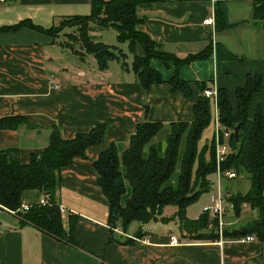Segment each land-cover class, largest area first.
Returning <instances> with one entry per match:
<instances>
[{
  "label": "crops",
  "instance_id": "1",
  "mask_svg": "<svg viewBox=\"0 0 264 264\" xmlns=\"http://www.w3.org/2000/svg\"><path fill=\"white\" fill-rule=\"evenodd\" d=\"M89 1L0 0V118L16 115L27 122L18 128H0V148L25 165L47 145L53 126L67 140L96 124L106 125L98 144L87 147L82 157L73 158L68 167L60 170V183L54 193L55 202L64 210L60 214L64 231L68 232L71 221L70 234L77 245L21 223L20 210L10 212L0 207V264H264V245L258 240L195 241L183 237L172 219L166 223L170 228L156 225L161 221H156V226L142 227L140 237L133 236L140 226L128 232L117 226L113 234L119 241L128 237L133 241H109L107 202L92 166L110 144L124 148L141 120L163 123L153 138L155 148L162 152L167 124L192 120V104L202 95L199 85L225 90L234 110L236 88L244 85L248 74H258L261 90L251 97L249 116L259 106L264 117V19L251 17L256 0H143L145 3L137 6L140 22L136 30L160 49L184 58L201 52L207 45L211 47L206 58L194 59L177 70V77L189 83V97L170 90L168 81L174 66L156 58H151L149 64L162 82L143 89L130 70L132 56L127 63L128 54L112 43L108 45L126 53L125 66L115 69L112 77L103 73L109 71L108 65L99 76L82 71L75 75L60 72L58 47L66 38L62 33L54 36L40 29L47 30L63 18L88 14ZM219 5L226 8L229 26L215 31L214 25L204 24V18ZM17 24L20 27L7 28ZM100 31L92 29L89 34L103 43L102 35H97ZM215 43L222 44L237 58L217 60ZM73 53L84 55L81 49ZM210 99L213 119L215 104ZM235 179L223 178L219 183L224 182V190L230 191L229 184ZM41 196V190H23L21 203L38 205ZM213 196L201 211L210 206ZM226 213L223 217H229ZM242 214L248 219L251 211L244 208L234 221L241 220ZM234 221L231 219L228 224ZM172 235L179 240L177 244H169Z\"/></svg>",
  "mask_w": 264,
  "mask_h": 264
},
{
  "label": "trees",
  "instance_id": "2",
  "mask_svg": "<svg viewBox=\"0 0 264 264\" xmlns=\"http://www.w3.org/2000/svg\"><path fill=\"white\" fill-rule=\"evenodd\" d=\"M143 3V0H90L88 14L63 18L47 30L38 29L54 36L62 33L66 38L60 42L63 48L76 52L71 45L76 43L83 53L94 57L97 66L103 69L111 59L121 60V65L125 66V52L116 46L104 44L89 34L92 29L111 28L118 43L126 42L127 50L132 56L130 70L143 89L162 82L159 73L149 64L151 58H156L163 63L170 61L174 66L173 75L168 81L170 90L182 92L185 97H189V83L177 77V70L179 66L194 59L206 58L211 47L207 45L201 52L184 58H177L160 49L158 44L136 30V25L140 22L136 9ZM253 3L252 19L263 20L264 0ZM225 15L224 5L214 7L215 31L229 26ZM22 23L25 24L20 22ZM20 24L7 28L15 29ZM64 29L72 30L64 32ZM214 47L217 60L237 58L222 44L215 43ZM198 89L203 92L205 88L199 85ZM260 90V75L248 74L244 85L235 90L234 110L228 103L225 90L217 89L213 102L221 129L231 130L237 127L238 132L237 142L234 141L232 131L225 139L232 151L225 154L223 161L219 163L218 174L223 179V173L229 171L235 175L234 178L244 174L248 179L247 191L240 193L226 190L223 193L227 204L226 212L233 219H238L241 211L248 208L254 215L248 217L242 225L237 223L228 228L221 227L219 234L216 217L209 220L205 211H201L195 219H188L184 214L189 203L208 191L210 183L207 175L216 172L213 140L209 146H197L201 131L211 120V99L202 94L192 104L191 121L167 124L164 150L161 153L155 148L153 138L164 127L163 123L141 120L129 135L124 148L110 144L93 162L97 184L107 202L106 223L111 231L109 241L131 243V237L119 241L113 234V229L117 226L122 232L125 231L131 221L138 222L142 227L149 221L168 222L172 219L183 237L195 241L214 242L219 238L228 240L251 236L264 245V117L259 106L249 116L251 97ZM23 124L27 125V122L21 116L0 118L2 129L18 128ZM105 130L106 125L99 123L89 131L75 134L66 140L60 137L57 127L53 126L47 145L39 153L32 155L25 165L0 148V207L18 212L23 190H41L49 197L48 203L30 206L26 212L21 211V223H29L54 239L76 246L77 243L70 234L73 224L70 221L68 232L64 231L59 205L55 202L54 193L60 183L59 173L62 168L68 167L73 158L82 157L87 147L98 144ZM170 205L175 206L176 211L170 218L161 217L163 208ZM140 231L141 228L133 236L140 237Z\"/></svg>",
  "mask_w": 264,
  "mask_h": 264
},
{
  "label": "rangeland",
  "instance_id": "3",
  "mask_svg": "<svg viewBox=\"0 0 264 264\" xmlns=\"http://www.w3.org/2000/svg\"><path fill=\"white\" fill-rule=\"evenodd\" d=\"M72 29H66L64 32H70ZM98 36L102 35L103 39V43H112L120 48H122V50H124L127 54L128 57L126 59L127 63L129 62V59L131 57V55L129 54L128 50H126V42L124 43H118L116 41V37L114 36V31L111 28H106V30H102L100 32H98L97 34ZM100 40V39H99ZM62 43V42H61ZM73 50L78 51L79 50V46L76 43H71ZM110 45V44H109ZM61 47V48H60ZM58 47V51L60 53V55L57 57V66L60 69V72L64 73V72H68L71 74H76L79 71H82L84 73H89L91 72V74L95 73L98 76L100 75V71H104L105 69H107V65H108V70L107 72H103L106 73V75L108 76H113L116 73V70L119 66L121 67V60H116V59H111L108 60L106 62V67L103 69H100L99 66H97V62L95 60L94 57L88 55L87 53H83L84 55L82 56H77L76 54H74L73 52L70 51L69 48L65 47L64 49H62V46ZM81 58V59H80ZM54 60L56 61V57H54ZM130 65V64H129ZM210 122L209 124L201 131V135L197 141V146L199 148H201L202 146H209L210 143L212 142V140L214 139V119H212V114H211V118H210ZM227 147V151L226 154L230 153L232 151L231 147H228L227 144H225ZM161 153V152H160ZM207 156V155H206ZM207 179L210 183V187L208 188V191H205L203 193H201L198 198L189 203L186 207H185V211L184 214L186 217H190V218H194V216L197 218V213H199L201 211V208L203 206V204H206L210 198V196L212 194L216 193V184H217V180H218V176L217 173L211 172V174L207 175ZM225 183L221 182L219 183V190H221L222 192H225L228 189H225ZM229 188L230 190L233 191H239L241 192H245L248 189V179L246 177V175L242 174L239 177H236V179L229 184ZM176 211V207L175 206H166L165 208H163L162 213H161V217L163 218H170L171 214L174 213ZM199 211V212H198ZM254 215V212H251V216ZM244 217V218H243ZM246 216H244V214H242V219L241 220H235L233 222V224L239 223L240 225H242V223H244L247 219H245ZM207 218L209 220H211L213 217L207 214ZM222 224L221 227H231V223L228 224V221H230L231 219H233L231 216L229 217H222ZM234 220V219H233ZM154 221H149L145 224L142 225V227L144 228H149L152 226H156V225H160L161 224H166L168 223L166 222H160L159 224H154ZM227 223V224H226ZM170 224H166L165 227H168ZM139 226H141L138 222L136 221H131L125 231H129V230H136L137 228H139ZM140 227V228H142ZM164 227V226H163ZM171 226H169L170 228ZM173 232L175 233V229L173 230Z\"/></svg>",
  "mask_w": 264,
  "mask_h": 264
},
{
  "label": "built area",
  "instance_id": "4",
  "mask_svg": "<svg viewBox=\"0 0 264 264\" xmlns=\"http://www.w3.org/2000/svg\"><path fill=\"white\" fill-rule=\"evenodd\" d=\"M204 24H208L210 26L214 25V18H213V9H211L210 13L204 18ZM55 87L58 86L57 83L54 84ZM204 97L207 98H212L213 102L215 101V97H216V90H214L213 88H208V89H203L202 92ZM214 139H213V147H214V162H216V173L218 176V180H217V184H216V193L214 194L211 204L210 206L204 208L202 211H205L208 215L212 216V217H216V219H218V233H220V229H221V224H222V217L226 214V208H227V204H225L224 202V196L223 193H221V190H219V182L221 180V177L218 174V165L220 162L223 161L226 151H227V147H226V143H225V139H227L230 134H231V130L229 129H221L219 122H218V118L216 117V113L214 114ZM223 176L226 178H233L235 175H233L232 172L226 171L225 173H223ZM49 201V197L47 195H44L42 193V196L38 202V205H44L46 203H48ZM30 206L28 204H23L21 203L18 210L22 211V212H26L27 209ZM58 210L61 213L64 212L63 208L58 206ZM242 239L244 240H254L251 236H245ZM179 242V240L175 237V236H171L169 238V244H177Z\"/></svg>",
  "mask_w": 264,
  "mask_h": 264
},
{
  "label": "water",
  "instance_id": "5",
  "mask_svg": "<svg viewBox=\"0 0 264 264\" xmlns=\"http://www.w3.org/2000/svg\"><path fill=\"white\" fill-rule=\"evenodd\" d=\"M231 131L233 132V138H234V141L237 142V141H238L237 127H233V128L231 129Z\"/></svg>",
  "mask_w": 264,
  "mask_h": 264
}]
</instances>
